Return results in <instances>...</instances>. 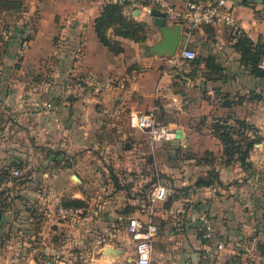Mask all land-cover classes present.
Listing matches in <instances>:
<instances>
[{
	"label": "crops",
	"instance_id": "crops-1",
	"mask_svg": "<svg viewBox=\"0 0 264 264\" xmlns=\"http://www.w3.org/2000/svg\"><path fill=\"white\" fill-rule=\"evenodd\" d=\"M106 1L0 0V170L16 162L27 174L21 184L0 185V190H13V198L0 200V205H10L0 216V253L13 248L14 256L21 245L23 256L13 264H44L42 253L51 254L55 264H135L126 221L133 216L146 218V213L139 208L120 210L118 204L107 211L109 226H103L100 219L91 221L87 211L79 219L55 215L53 219L50 211L55 201L44 196L54 190L57 176L65 184L67 179H77L71 196L75 199L84 200L85 186L102 187L95 174L101 171L103 175L104 167L98 170L91 162L88 171L94 175L82 181L72 176V169L83 163L72 164L78 158L100 154L101 134L126 130L130 112L154 110L161 122L175 128L177 136L169 141H147L149 162L153 161L155 171L170 176L173 188L196 190L170 205L169 200L157 203L158 233L151 264H243L228 247L255 228L264 231V79L245 69L234 43L244 35L264 51V0H231V25H201L190 31L185 24L166 21L180 27L178 49L186 46L200 57L194 65L179 58L178 49L174 54L149 52L162 36L151 14L142 10H134L133 18L145 22V41L114 37L122 50L110 51L94 27ZM10 2H19L20 7L9 10ZM21 31L30 34L28 41L22 39ZM106 34L112 36V29ZM207 60L222 68L219 73L209 75ZM90 72L114 75L123 87L96 96L85 92L68 101L65 82ZM196 94L197 104L192 100ZM255 94L261 99L253 100ZM225 95L236 103L225 106ZM226 115L245 119L253 127L250 137L256 142L243 164L223 165L222 145L211 134L212 118ZM143 155L139 151V168L145 167ZM75 172L80 174L78 169ZM212 175L209 185H196L197 180ZM171 186L166 187L172 190ZM134 202L127 198L121 204ZM201 215L209 217L226 249L216 250V240L200 234ZM53 224L58 227L51 228ZM8 227L13 230V247L5 244ZM206 252L209 258L202 259ZM0 264L11 263L0 259Z\"/></svg>",
	"mask_w": 264,
	"mask_h": 264
},
{
	"label": "built area",
	"instance_id": "built-area-1",
	"mask_svg": "<svg viewBox=\"0 0 264 264\" xmlns=\"http://www.w3.org/2000/svg\"><path fill=\"white\" fill-rule=\"evenodd\" d=\"M122 7V13L127 17H133L134 10H142L151 14L152 9H158L164 14L169 23L185 24L190 31L201 25L220 26L231 25L234 18L231 12V0H213L204 2L201 0H112ZM254 51V49H253ZM177 56L184 60H193L196 53L186 46L179 48ZM260 66L264 68V60ZM123 87V81L111 74L97 75L87 73L83 76L70 80L65 85L64 94L69 101L89 92L96 96L102 92L115 90ZM128 125L143 132L149 142L169 141L177 136L174 127L161 122L154 110L148 112H130ZM14 175L19 172L14 171ZM168 188L155 181L150 187L149 202L146 210V218L129 217L126 222V232L130 236L134 246L135 264H151L153 242L158 233V227L154 221V214L158 202L166 199ZM84 211V208L64 207L58 204L56 215L59 219L75 218ZM199 227L202 236L207 239H215L216 250L226 249L224 241L216 237L213 225L207 215L199 218ZM234 259H239L243 264H264V231L262 229L251 231L228 247ZM22 247L17 245L13 262L17 263L22 258ZM207 252L202 259H208ZM46 264H55L47 262Z\"/></svg>",
	"mask_w": 264,
	"mask_h": 264
},
{
	"label": "rangeland",
	"instance_id": "rangeland-1",
	"mask_svg": "<svg viewBox=\"0 0 264 264\" xmlns=\"http://www.w3.org/2000/svg\"><path fill=\"white\" fill-rule=\"evenodd\" d=\"M11 21H13V19H11ZM151 40H152L151 42H153L155 39L151 37ZM146 47L147 46H144V49H146ZM198 96L199 95L196 94L195 95L196 98L192 99L195 104H197ZM196 127L197 126H195V128ZM143 137L146 138V135L143 132L137 129H133L130 126L129 127L126 126V130L120 131V133L115 132V134L107 133V131H104L100 136L101 141H100V148L98 150L100 151V154L95 155L94 158H84V159L78 158L76 159L77 163L75 162L74 165L72 164V167H74L76 164L80 166V164L83 163V166L81 168L75 167L74 170L72 169V171H74V173H72L73 174L72 176L76 178L79 177L81 178L82 181H85V177L89 178L94 175V173H92L93 170L92 172L88 171L89 169H91L90 166L91 165L93 166V163L91 162L96 163V167L98 170L103 167L106 169L103 175L101 171H98V173L95 174L97 175L99 181L102 182L101 183L102 187L100 186V188H94V187L85 186V189L82 190L84 194L83 201H84V205L86 206L87 216L89 218L92 216V219L90 218L91 221H95V219L97 220L100 219L103 226L104 225L109 226V224H111L110 223L111 220L109 221L105 218L107 216V211H110L112 205H115L117 207L118 204L120 205L119 206L120 210L122 208L123 209L129 208L132 210L135 208H139L142 211V213H146L147 205L149 202L150 187L152 186V184L155 181H159L160 183L164 184L167 187L168 186L170 187L172 185L170 176L168 178L166 175L162 174L159 170L155 171L153 168V161L149 162L148 160L149 154H147V151H150L151 149L149 148V144H147L148 139L147 138L144 139ZM139 151L144 153L143 155L145 158L144 161L146 162L145 167L142 166L139 168V164H136ZM125 156H128L129 158L125 159ZM63 161L67 165L69 164L67 162L68 160L63 159ZM8 165L12 166L13 163L10 162ZM83 168L86 172L83 171ZM76 169L80 171V174L75 172ZM108 169L114 170L112 174L116 177L117 179L116 182L112 181L111 171H107ZM53 180L55 184L54 190L49 191V193H46L44 197L47 198L46 200H51L53 202L55 201L51 208L52 211H50L52 212L51 217L54 219L53 216L54 215L57 216L56 215L57 205L65 203L68 200L72 199L71 196L75 191L78 181L77 179L74 180L67 179L66 181L67 183L65 184V182L63 183V181L60 180L59 176H57ZM113 182H114L113 186L115 188L109 186V184H112ZM107 183L109 184L106 185ZM171 188L172 190H169V193L165 199V201L169 200V205L173 200L179 198L180 196L186 195L187 193L196 190V187L195 188L191 187L190 189L192 190H188V191H182L181 189L173 188L172 186ZM6 189L7 188L4 187L3 191L0 190L1 192L0 200L13 198V190L10 192V190L6 191ZM114 193H116L115 196H113ZM58 194L61 196L59 197ZM127 198L135 199L134 204H124L123 206L121 202H123ZM5 208H7V206ZM9 211L13 215V207ZM82 216L80 217L77 216L75 217V219H77L78 217L81 218ZM126 219L127 218H125L124 220ZM66 220H68V218ZM118 223H119L118 221L113 222L114 225H117ZM12 226L13 224H10V227ZM10 227L6 228L8 230L4 232L5 233L4 238L7 241L5 244L13 247V230H10ZM50 227L57 228L58 226L54 225ZM6 234L7 236L5 237ZM66 237L67 236L64 233L62 239L65 240ZM1 240L4 241L3 239ZM104 241H107V239H105ZM55 242L60 244L63 241L60 242L59 240H56ZM44 255L51 256V254H44ZM130 257H132V254L130 255ZM0 259L1 260L5 259L9 261L11 264H13V248H11L10 252L8 250L7 253H0Z\"/></svg>",
	"mask_w": 264,
	"mask_h": 264
},
{
	"label": "trees",
	"instance_id": "trees-1",
	"mask_svg": "<svg viewBox=\"0 0 264 264\" xmlns=\"http://www.w3.org/2000/svg\"><path fill=\"white\" fill-rule=\"evenodd\" d=\"M19 7V2H10L8 9L13 10ZM94 27L99 41L114 53H119L122 50L119 41L116 40L114 37H123L138 43H142L146 39L145 22L138 21L133 17L124 16L122 13L121 5L113 2L112 0H107L103 4L101 11L94 20ZM109 28L112 29V36H107L106 34ZM21 33L23 34V40L28 41L30 39V34H24V31H21ZM234 47L239 52L240 62L243 66H245V69H247L249 73H251L256 78L264 79V68L260 66V62L264 54L263 49L254 46L253 42L247 36L244 35L238 36L237 40L234 43ZM199 61L200 57H197L196 55L193 60H189V64L194 65L197 64ZM206 64L211 70L209 74L210 76L219 73V71L222 69L219 66H216L210 60H207ZM73 79H68L65 82V85L68 81ZM261 97V95L255 94L251 98L253 100H260ZM232 103H236V101L231 100L227 95L223 96V104L225 106H231ZM210 130L211 134L216 137L222 145L223 165H228L236 161L243 164L246 158L248 157L250 149L256 142V139L250 137L251 133L253 134L254 132L253 127L247 124L245 119L233 117L232 115L213 117L210 125ZM11 163H13L12 166L7 165L0 170V185L6 184L8 182L12 184H21L25 182V177L27 174L21 172L23 165L21 163L16 162ZM15 170L19 172L17 175H14L13 173ZM214 176L215 175H212L209 179H199L197 180L196 185L207 186L211 182H213ZM111 178L112 181H117L116 177L112 173ZM62 205L64 207L84 208V211L79 216H84L86 213V206L84 205V201L81 199L72 198L67 202L62 203ZM6 206L7 208H5ZM9 206V204L0 205V216L5 210L9 208ZM40 217H43V214H40ZM259 229L255 228L252 231ZM200 234L202 235V232ZM6 236L7 235H5V237ZM23 238L24 237H21V239L19 240H23ZM42 255L46 260L44 264H46L47 262L54 263L51 261L50 256H45L43 253L41 254V256Z\"/></svg>",
	"mask_w": 264,
	"mask_h": 264
},
{
	"label": "water",
	"instance_id": "water-1",
	"mask_svg": "<svg viewBox=\"0 0 264 264\" xmlns=\"http://www.w3.org/2000/svg\"><path fill=\"white\" fill-rule=\"evenodd\" d=\"M250 3H261L263 0H247ZM151 16L153 23L158 26L161 32V40L149 47V52L162 55L165 53L174 54L180 44L181 31L179 25H167L164 14L158 9H152Z\"/></svg>",
	"mask_w": 264,
	"mask_h": 264
}]
</instances>
